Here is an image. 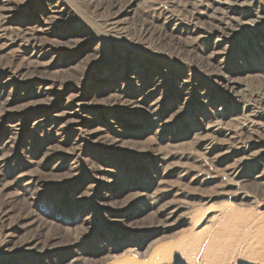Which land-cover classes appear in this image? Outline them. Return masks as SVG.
<instances>
[{"label":"rangeland","instance_id":"obj_1","mask_svg":"<svg viewBox=\"0 0 264 264\" xmlns=\"http://www.w3.org/2000/svg\"><path fill=\"white\" fill-rule=\"evenodd\" d=\"M12 1L0 264H264L263 108L243 96L264 93V29L231 25L220 0ZM57 14L43 47L23 37ZM169 17L186 32L163 29ZM158 76L171 88L149 103L165 115L125 100ZM194 92L188 119L213 127L197 137Z\"/></svg>","mask_w":264,"mask_h":264},{"label":"bare ground","instance_id":"obj_2","mask_svg":"<svg viewBox=\"0 0 264 264\" xmlns=\"http://www.w3.org/2000/svg\"><path fill=\"white\" fill-rule=\"evenodd\" d=\"M259 1H260L261 5H259ZM0 3H1L0 4V16H1L0 20L2 23V25H0V26H2V29L0 28V33H1L0 39H1V36L2 35L4 36L6 34V32H5L6 27L4 25L8 21H10V22L18 21L17 17L20 15V10L18 9V7H20V5H16V2L14 3L12 0H0ZM219 3L223 6L224 10H226L228 13L231 14V16H230V20H231L230 24L231 25H233V23H231V22H234V23H236V25L242 26L243 28H247L249 30L260 31V30L264 29V0H220ZM255 3L258 5L257 8H255ZM59 10H61V9H59ZM250 13L255 14L254 17L251 19V21H247L245 18H243L244 16H248ZM241 14H245V15L243 16ZM61 18H62V15L57 14L55 16V20L49 24L44 23V25H46L44 27L43 26L38 27V24H37L38 22H36V27H34V28H27L26 27V29H25L26 31H25V34L23 37L28 38V40H32L35 43L39 42L41 44V46L43 47L47 41L45 39L42 40L41 35H43L45 32H48L50 29L54 28L52 23H56L57 22L56 20H59ZM174 21L175 20L173 19V17H169V18H164L159 24H161L163 29L168 30L170 32L185 33L186 31H183L180 28L179 23L178 22L173 23ZM39 33H40V35H39ZM18 36H20V35H18ZM24 38H22L21 36L17 37V39H19V40H24ZM131 78H134V77L132 76ZM153 81L154 82L156 81V83L153 82V84L155 85V86L153 85L154 87H151V85H149V81H144L143 84L139 85L136 93H134V94L132 93V95L131 94L128 95L127 98H125V100L128 101L129 104L132 102H135V101H138L139 103H142V104L148 103V106L150 105V107H151L150 109H152L153 112L165 115L166 114L165 108L168 105L166 107H163L164 101L159 102L156 100L154 103H152V101H150V103H149V100L158 91H160V90L165 91L166 89L171 88V84L166 79V77L158 76ZM230 82H232V81L230 80L227 83H230ZM146 88H147V90H146ZM122 93L125 94V93H127V91L122 92ZM243 93H245V94H243L244 97L245 96L248 97V100L246 101V103H244V107H246L247 109H251L253 106H259V107L263 108L262 110H263V118H264V93H257L255 91L249 90L248 88H245ZM186 94H187V96H186L187 98H185L186 100L184 99L185 105L183 108L184 109L187 108V111H183V113L188 119L187 114L191 110V108L201 106L202 103L205 102V98L203 97L204 93L198 94V93L194 92L193 94L192 93H186ZM125 95H127V94H125ZM125 100H122V102H124ZM168 104H170V103H168ZM188 120H189V123H187V124L189 126V131L191 134H193L196 137L200 136L201 133L205 130H212L213 129L212 126L205 125L203 123L202 118L199 120L194 119V118L191 120L190 119H188ZM147 130H149V128L141 129L140 132L144 133ZM214 130H218V129L214 128ZM114 140H116V139H114ZM244 163H246V159H242V164H244ZM31 241H37L35 244H38L39 238L28 240V242H31ZM68 258L70 260L69 264H79L80 263L79 259L72 254H70V256Z\"/></svg>","mask_w":264,"mask_h":264}]
</instances>
